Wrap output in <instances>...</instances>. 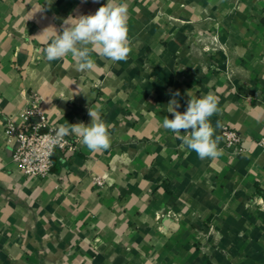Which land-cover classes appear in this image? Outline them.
Here are the masks:
<instances>
[{"label":"crops","instance_id":"1","mask_svg":"<svg viewBox=\"0 0 264 264\" xmlns=\"http://www.w3.org/2000/svg\"><path fill=\"white\" fill-rule=\"evenodd\" d=\"M122 2L127 60L93 52L80 71L38 58L42 32L107 0H0V264H264V0ZM176 91L180 112L189 95L218 98L219 158L162 127ZM32 102L57 129L99 110L111 147L68 135L75 149H57L46 178L24 176L6 122L25 128Z\"/></svg>","mask_w":264,"mask_h":264},{"label":"clouds","instance_id":"2","mask_svg":"<svg viewBox=\"0 0 264 264\" xmlns=\"http://www.w3.org/2000/svg\"><path fill=\"white\" fill-rule=\"evenodd\" d=\"M50 4L51 0H46L39 11L44 12ZM128 18V5L122 0H107L94 14L69 16L60 30L51 26L43 30L42 34L51 30L53 35L42 50L37 49L38 54L41 51L43 53L38 58L51 62L70 55L80 71H91L96 67L93 52L113 63L126 61L131 51ZM179 95V91L172 94L167 112L173 118L165 116L162 127L173 132L182 146L194 151L200 159L219 158L223 153L219 148L221 137L216 134V130L222 124L217 120L214 127L210 120L220 111L218 98L212 93L198 98L188 94L190 99L187 108L180 112L177 110L180 103L176 99ZM88 114L91 117L88 125L83 122L60 125L55 131L53 143H59L65 136L74 135L91 152L108 150L111 147L112 126L101 118L99 110L89 108ZM181 130L185 134L182 135Z\"/></svg>","mask_w":264,"mask_h":264},{"label":"built area","instance_id":"3","mask_svg":"<svg viewBox=\"0 0 264 264\" xmlns=\"http://www.w3.org/2000/svg\"><path fill=\"white\" fill-rule=\"evenodd\" d=\"M26 127L19 128L14 125L11 119L6 122V132L15 142L13 159L18 163L24 176H38L46 178L53 166V155L57 149L73 150L75 146L67 136L59 143H53L56 126L48 125L44 116L35 102L26 108L24 112ZM40 116L41 120H34ZM225 133L229 142H240L241 135L226 128ZM264 149V134L258 140ZM96 184L103 185V181L97 178Z\"/></svg>","mask_w":264,"mask_h":264}]
</instances>
